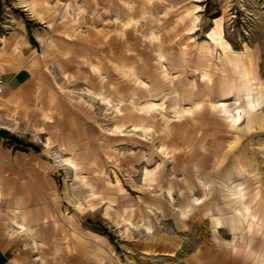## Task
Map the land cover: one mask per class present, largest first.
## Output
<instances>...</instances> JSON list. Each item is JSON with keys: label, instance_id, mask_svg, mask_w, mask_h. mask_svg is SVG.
Segmentation results:
<instances>
[{"label": "rangeland", "instance_id": "obj_1", "mask_svg": "<svg viewBox=\"0 0 264 264\" xmlns=\"http://www.w3.org/2000/svg\"><path fill=\"white\" fill-rule=\"evenodd\" d=\"M89 2L0 0V48L10 32L31 21L32 48L49 84L101 133L97 146L78 141L70 153L17 114L9 118L14 130H4L24 145L40 146L59 165L57 197L66 220L53 221L65 223L74 256L89 264L92 243L99 264H189L204 244L214 256L233 243L235 219L238 245L256 239L255 264H264V212L250 203L254 195L264 198V0H104L97 6L102 9L88 12ZM64 63L72 68L64 70ZM55 156L75 158L78 167ZM155 167L157 179H149ZM229 176L246 195L237 204L224 198L220 181ZM77 186L93 196L72 207L64 190L73 193ZM188 196L206 198L211 213L195 205L182 217ZM244 207H252L250 220ZM209 216L221 217L225 228L217 230ZM137 221L145 231L178 237L182 250L141 253L146 237L130 232Z\"/></svg>", "mask_w": 264, "mask_h": 264}, {"label": "crops", "instance_id": "obj_2", "mask_svg": "<svg viewBox=\"0 0 264 264\" xmlns=\"http://www.w3.org/2000/svg\"><path fill=\"white\" fill-rule=\"evenodd\" d=\"M89 1L88 12L92 9L95 11L102 9H98L97 6L101 5V3L103 4L104 0ZM103 15L107 16L106 13ZM91 20L93 21L94 19L92 18ZM84 22L81 21V23ZM123 22H127L128 25L130 24L128 23L130 19ZM24 23V25L10 32V36L7 37V40L0 48V79L5 82V87L0 97V130L3 133H7L4 130H14L13 123L10 122L9 118L17 114L23 123L30 122L32 127L36 129L49 131L51 137L53 139L56 138L60 142L58 143L59 146L70 153L75 151L78 145L82 144L78 143V141H86L85 145L87 147L89 144L97 146L101 133L92 124L83 120V113L81 115L77 111H70L67 105L59 100L61 99L60 95L54 86L49 84L48 81L50 80H48L45 69L36 55L38 53L36 48H32L36 41L34 38L33 41L31 40L27 24L26 22ZM29 23L31 27H35L31 21ZM127 30H124L126 35ZM139 32L140 29L137 33ZM35 38L42 43L36 35ZM155 38H158V36ZM46 40L48 43L50 42L47 38ZM42 45L44 46L43 43ZM45 47L47 49L51 48L52 43L50 42ZM158 49L161 52L160 48ZM70 62L72 61L70 60ZM71 68L70 64L64 63V70H70ZM93 78L97 79L96 77ZM219 86L220 89H223L225 85L220 84ZM173 88L176 91L175 85H173ZM235 90L238 92V88H235ZM47 91L50 92V95L46 100L45 93ZM197 104L201 105L200 101L195 102L194 106ZM53 118L54 121H52ZM83 124L86 125L84 128ZM80 129H84L85 134H82V131H79ZM88 129H92V132L88 133ZM7 134L9 135V133ZM5 140L7 139L0 137V264H88L87 262L83 263L81 259L79 261L74 256L75 245L68 247L65 223L57 227L53 221L56 218L66 220L65 213L61 212L60 205L62 200L57 197L59 182L56 179V173L59 170V165L52 163L50 160L48 161L42 154L43 149L40 146L34 145L39 148V151L32 148L24 149L22 146L16 147L10 144L8 140V143H6ZM198 140L199 138H197ZM20 142L22 143L21 140ZM99 146H103V144H99ZM165 148L168 150L166 145ZM170 150L174 153L173 147ZM57 157L55 156L59 163L66 162L75 168L78 167L75 158L57 159ZM157 168L155 167L152 171L149 179L156 177ZM174 168L175 171L178 169L176 166ZM200 182L203 183L204 187L212 185L210 181L206 183L204 181ZM220 183L225 189V199H230V201L235 199V204H237V199L241 201L245 199L246 195L242 192L241 183L235 181L233 176H229L227 181L221 180ZM73 189H75L73 193L69 190V187L64 190L67 201L72 207L81 205L85 199H92L91 196L93 194L89 192L87 194L82 186H77ZM168 193L171 195V190H168ZM257 197L254 195L250 203L259 204L260 206L257 209L264 212V198L257 200ZM205 199L204 197L188 196V203L181 208V216L185 218L187 215L192 214L195 205L204 206L203 211L211 213L212 207L210 204L205 205ZM219 201H221L220 197ZM218 209L220 213L225 210L220 205ZM235 209L238 214L239 210L236 207ZM244 209V212H249L244 213V216H249L250 220V217H253L251 213L252 207H244ZM239 213L243 215L242 210ZM210 219L214 221L217 230L225 228V222L221 220V217L212 216ZM138 224L135 226L134 231L130 227V232L136 233L140 230L146 237L145 242L139 245L141 253L155 252L175 256L182 250L183 243L179 242L178 237H172L169 233L156 234L149 227H146L148 231H145L142 228V224ZM101 227L108 231V233H104L101 228H98L101 233L109 236L112 241L110 236L113 234L107 227L103 225ZM251 227H249L248 232H250ZM230 230L234 234L233 243L226 244L224 249L217 253L215 252L214 256H211L209 248H206L204 244L202 248H199L196 253L191 255L190 259H188L189 264H255L257 262L256 256H258L256 239H251V245H248V242L246 246L238 245L239 227L235 219H233ZM252 245L253 247H251ZM88 247L90 248L91 257L89 264H99L97 260V244L94 246L91 243ZM243 249L247 252L245 261L241 258ZM117 251H119L118 248ZM69 257L71 259L68 260ZM73 258H76V260Z\"/></svg>", "mask_w": 264, "mask_h": 264}, {"label": "trees", "instance_id": "obj_3", "mask_svg": "<svg viewBox=\"0 0 264 264\" xmlns=\"http://www.w3.org/2000/svg\"><path fill=\"white\" fill-rule=\"evenodd\" d=\"M0 14H1V11H0ZM26 24H27L29 36H30L31 40L33 41V37H32L31 31H30L31 24L29 23V21H26ZM0 137L7 139L10 144L15 145L16 147L22 146V148H24V149L32 148L36 151H39L38 147L33 146V145H24L23 143L20 142V140L17 137H15L13 135H8L7 133H3L1 130H0ZM101 230L104 233H108V231L104 228H101ZM110 238L113 240V236H110Z\"/></svg>", "mask_w": 264, "mask_h": 264}, {"label": "built area", "instance_id": "obj_4", "mask_svg": "<svg viewBox=\"0 0 264 264\" xmlns=\"http://www.w3.org/2000/svg\"><path fill=\"white\" fill-rule=\"evenodd\" d=\"M4 87H5V82L2 79H0V97L3 92Z\"/></svg>", "mask_w": 264, "mask_h": 264}]
</instances>
